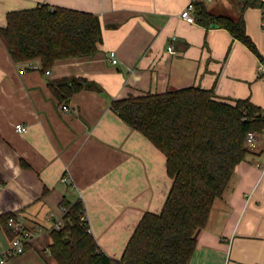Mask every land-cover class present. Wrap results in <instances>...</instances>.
Segmentation results:
<instances>
[{
  "label": "crops",
  "instance_id": "obj_1",
  "mask_svg": "<svg viewBox=\"0 0 264 264\" xmlns=\"http://www.w3.org/2000/svg\"><path fill=\"white\" fill-rule=\"evenodd\" d=\"M194 1L232 19L246 4V33L260 57L225 29L180 19ZM40 4L97 16L100 41L93 56L59 60L48 74L34 71L31 62L14 63L0 41V216L14 214L33 233L28 249L4 264H55L49 231L61 223L63 198L82 201L90 234L118 259L142 215L160 211L171 180L165 156L128 127L111 102L196 87L229 104L248 100L264 113L260 0H0V27L7 13ZM70 78L100 90L59 101L49 85ZM16 124L26 131L17 132ZM9 246L0 228V255ZM188 264H264V138L213 204Z\"/></svg>",
  "mask_w": 264,
  "mask_h": 264
},
{
  "label": "trees",
  "instance_id": "obj_2",
  "mask_svg": "<svg viewBox=\"0 0 264 264\" xmlns=\"http://www.w3.org/2000/svg\"><path fill=\"white\" fill-rule=\"evenodd\" d=\"M193 3L195 21L227 30L260 57L246 33V4L238 18L232 19L209 12L200 1ZM0 41L14 63L38 60L45 73L59 60L93 56L100 41V23L90 13L40 4L7 13ZM49 87L59 101L84 89L100 90L84 78L65 79ZM110 107L165 156L171 180L168 194L158 213L142 215L118 259L106 255L90 234L87 220L82 219V201L63 198L61 223L49 231L50 257L55 264H188L213 204L224 197L236 166L251 151L247 134L264 131L263 112L248 100L229 104L196 87L114 100ZM20 164L29 168L23 160ZM15 217L11 213L0 216V228L9 242L15 235L7 224ZM27 249L25 244L24 252Z\"/></svg>",
  "mask_w": 264,
  "mask_h": 264
},
{
  "label": "built area",
  "instance_id": "obj_3",
  "mask_svg": "<svg viewBox=\"0 0 264 264\" xmlns=\"http://www.w3.org/2000/svg\"><path fill=\"white\" fill-rule=\"evenodd\" d=\"M260 7L262 10V27L264 28V0H260ZM194 3L189 2L188 5L183 9V11L180 13L179 18L186 21L187 23L194 24L195 23V18H194ZM167 50L170 53H174L172 45H169ZM108 60L110 61L111 64L115 65L117 64V56L114 51H109L108 54ZM30 64V67L34 71H40L41 70V63L38 60H35ZM45 74H48V71L45 72ZM258 75L264 76V57L261 60L260 64L258 65ZM62 110L64 112H68V107L63 106ZM264 116V113H263ZM15 130L19 133H24L26 131V127L22 124H16L15 125ZM262 137L264 138V131L261 134H255L253 132H249L246 136V145L249 150H253L256 148L258 144V138ZM62 213H65V209L61 208ZM85 219V216L82 218ZM8 227L12 230L14 233L15 237L14 239L10 242V246L8 250L0 255V264L6 263L9 259L16 257L18 255H21L24 253V245L27 244V242L33 237V233H31L26 227L23 225L22 221L15 217V218H10L8 220ZM59 227V224H55V228ZM90 231V229H89Z\"/></svg>",
  "mask_w": 264,
  "mask_h": 264
},
{
  "label": "water",
  "instance_id": "obj_4",
  "mask_svg": "<svg viewBox=\"0 0 264 264\" xmlns=\"http://www.w3.org/2000/svg\"><path fill=\"white\" fill-rule=\"evenodd\" d=\"M212 27H214L213 25H211Z\"/></svg>",
  "mask_w": 264,
  "mask_h": 264
}]
</instances>
